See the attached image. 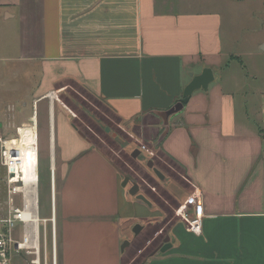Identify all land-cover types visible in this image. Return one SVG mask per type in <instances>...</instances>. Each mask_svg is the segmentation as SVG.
Masks as SVG:
<instances>
[{"label":"crops","instance_id":"1","mask_svg":"<svg viewBox=\"0 0 264 264\" xmlns=\"http://www.w3.org/2000/svg\"><path fill=\"white\" fill-rule=\"evenodd\" d=\"M215 3L0 0V135L36 118L39 152L47 118L39 174L47 162L57 264H132L152 247L141 264H264V40L234 36L231 21L226 50ZM68 82L186 187L168 174L152 183L160 200L132 196L124 170L77 127ZM196 83L160 142L155 113ZM197 202L201 234L178 214L186 204L196 219Z\"/></svg>","mask_w":264,"mask_h":264},{"label":"rangeland","instance_id":"2","mask_svg":"<svg viewBox=\"0 0 264 264\" xmlns=\"http://www.w3.org/2000/svg\"><path fill=\"white\" fill-rule=\"evenodd\" d=\"M238 1L240 0H214L216 3L213 4V7L222 18L223 43L228 51H231V21L235 24V27L232 30L234 36H244L247 38L254 37L251 42H254L255 44L258 39L264 40V0H249L244 4H239ZM251 42L245 45H251ZM225 67L226 66L221 65V69L225 70L224 76L228 77L231 73H228V70H226ZM221 71L222 70L218 72L219 80L221 77ZM218 84L219 86L222 85L221 80ZM67 85L70 98H72L73 102H77L76 107L81 112L79 113L76 107H73L75 104L73 105V102H70L73 105L70 106V110L72 111H70V113L76 120L77 127L85 137L102 149L107 157L111 159L119 169L124 170L125 180H129L128 191H130L133 185H138L140 195L156 201L160 200L152 183H154L153 180H157L161 183L163 180L167 179L166 176L168 174H171L174 177L178 176L181 182H183L182 185L185 184L183 186L186 187L185 181L177 173L173 172L170 168H167L158 157L150 155L148 149L147 151H141V144L143 143L133 140L131 136L124 132L119 127L117 119L108 112L105 113V109L100 100L92 99L85 94L75 82H68ZM64 94H66V92ZM195 102L196 101H193L190 107H192ZM46 120L47 118L40 119L42 133L41 151L39 150V155L41 159L43 156L45 157V155H47V147L45 144L47 133ZM29 124H31V122H29ZM21 126L23 125H20L19 127ZM19 127L12 126L7 132V135H0V137L3 138V141L18 139L17 131ZM5 152L6 149L0 144V220L7 217L9 204L8 175L7 169L3 166L5 164ZM150 165L151 168L149 167ZM40 175L42 177V182L41 186H39L38 211L36 212L38 223L35 224L38 225L37 228L40 233L42 264H44L45 253L47 254L48 264H54V246H56V253H58L57 240L59 235H57L56 224L54 225L53 222H51V220L55 218L52 214L51 176L48 163H45V161L41 165ZM13 199L16 206H22L20 195L14 196ZM54 206L56 210V200ZM57 206L59 210V198ZM22 228V224H17L14 231L15 238L22 239ZM153 251V247L143 252V254H141L142 252L140 251L139 255L137 254L138 251H136L134 254L135 262L132 264H141L143 259ZM33 259L34 256L23 254L21 257L16 258L15 264H32Z\"/></svg>","mask_w":264,"mask_h":264},{"label":"built area","instance_id":"3","mask_svg":"<svg viewBox=\"0 0 264 264\" xmlns=\"http://www.w3.org/2000/svg\"><path fill=\"white\" fill-rule=\"evenodd\" d=\"M19 129V128H18ZM141 143V142H139ZM0 144L5 148L3 138L0 137ZM6 149V148H5ZM147 151V147L141 144V151ZM150 155L152 152L148 151ZM7 149L4 155L5 164L3 165L7 169L8 175V193H9V204L8 213L5 219L0 220V264H15L16 258L26 254L34 256L32 264H42V250H41V239L39 230L35 229V226L27 227V220L25 214L27 210V198L23 193L18 191V187L23 186L21 182H12L14 178H11L10 167L7 163ZM17 194L23 196V207L17 208L13 197ZM197 210V217L194 220H190L188 217L187 205H183L179 210L178 214L188 224L187 231L195 234H201L202 232V204L197 202L195 204ZM17 224H22V239L15 238L14 231ZM38 229V228H37ZM54 264H57V253L56 246H54ZM44 264H48L47 254L45 253Z\"/></svg>","mask_w":264,"mask_h":264},{"label":"bare ground","instance_id":"4","mask_svg":"<svg viewBox=\"0 0 264 264\" xmlns=\"http://www.w3.org/2000/svg\"><path fill=\"white\" fill-rule=\"evenodd\" d=\"M18 139L3 141L7 149V163L14 178L12 182H21L23 186L18 191L27 198V210L25 219L27 227L35 226L38 208V185H39V152H38V122L32 118L31 124L21 126L18 131ZM54 216V215H53ZM56 224L55 218L51 220ZM35 224V225H34Z\"/></svg>","mask_w":264,"mask_h":264},{"label":"water","instance_id":"5","mask_svg":"<svg viewBox=\"0 0 264 264\" xmlns=\"http://www.w3.org/2000/svg\"><path fill=\"white\" fill-rule=\"evenodd\" d=\"M198 83L193 84L187 88V90L184 93L183 99H181L173 108H171L169 111L166 112H156L155 114L164 122L165 131L160 137V142L163 141V139L168 135L170 127V118L180 113L185 105L189 102V98L193 94L195 88L197 87ZM207 86V84H205ZM141 153V152H139ZM151 168V165L149 166ZM129 184V180H125L124 185L127 186ZM140 189L138 185H133V187L130 190V194L134 197H138L140 200H142L145 203H149V201L146 199L145 196L139 194ZM165 250H162L164 252Z\"/></svg>","mask_w":264,"mask_h":264},{"label":"trees","instance_id":"6","mask_svg":"<svg viewBox=\"0 0 264 264\" xmlns=\"http://www.w3.org/2000/svg\"><path fill=\"white\" fill-rule=\"evenodd\" d=\"M41 182H42V177H41V175H40V177H39V185L41 186Z\"/></svg>","mask_w":264,"mask_h":264}]
</instances>
